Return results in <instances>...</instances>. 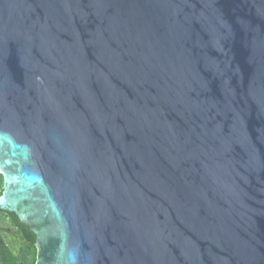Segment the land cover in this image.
Segmentation results:
<instances>
[{"label":"water","instance_id":"water-1","mask_svg":"<svg viewBox=\"0 0 264 264\" xmlns=\"http://www.w3.org/2000/svg\"><path fill=\"white\" fill-rule=\"evenodd\" d=\"M0 175L34 264H264V0H0Z\"/></svg>","mask_w":264,"mask_h":264},{"label":"trees","instance_id":"trees-1","mask_svg":"<svg viewBox=\"0 0 264 264\" xmlns=\"http://www.w3.org/2000/svg\"><path fill=\"white\" fill-rule=\"evenodd\" d=\"M35 255L33 234L14 214L0 211V264H34Z\"/></svg>","mask_w":264,"mask_h":264},{"label":"rangeland","instance_id":"rangeland-1","mask_svg":"<svg viewBox=\"0 0 264 264\" xmlns=\"http://www.w3.org/2000/svg\"><path fill=\"white\" fill-rule=\"evenodd\" d=\"M8 241V240H7Z\"/></svg>","mask_w":264,"mask_h":264}]
</instances>
